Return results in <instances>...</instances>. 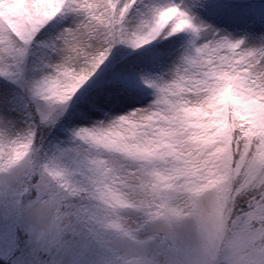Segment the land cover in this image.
<instances>
[{
	"label": "snow or ice",
	"instance_id": "1",
	"mask_svg": "<svg viewBox=\"0 0 264 264\" xmlns=\"http://www.w3.org/2000/svg\"><path fill=\"white\" fill-rule=\"evenodd\" d=\"M133 4L137 0H124L122 5L118 0H0V79L5 82L0 87V173L31 169L35 145L42 146L70 102L83 113L102 103L92 84L84 87L93 78L96 87L103 88L126 84L137 72L156 71L158 75L142 78L154 95L149 106L107 124L81 127L74 132L76 140L132 161L137 173L151 181L154 198L162 202L176 187L195 191L200 174L212 166V157L225 170L224 182L233 169L256 179L264 168V49L242 47V40L232 41L199 20L197 13L215 7L208 0H187L183 9L176 4H145L139 25L130 31L121 25ZM65 10L77 14L78 21L56 42L40 44L42 30ZM185 33L197 38L203 34L205 40L199 46L190 41L181 50ZM117 44L139 51L134 56L120 48L110 51ZM33 45L50 48L60 60L50 75L25 84L21 64ZM25 95L44 102L48 111H37L33 116L38 120L27 131L12 134ZM83 163L89 179L107 183L106 160ZM49 180L58 182L59 189L71 185L63 171L45 165L30 184L34 197L26 195L28 188L7 197L9 210L0 215V264H39L36 246L70 228L69 216L87 215L102 229L120 230L87 209L62 211L57 195L46 191ZM108 198L113 205L120 203L118 193L109 192ZM226 202V194L218 196L217 211L210 218L214 232L202 230L199 255L192 262L181 258L185 239L172 226L179 222L178 213L172 212L168 228L152 238L157 241L154 264H209L215 237L229 222L224 216ZM191 214L196 215L195 204ZM249 216L245 231L251 230V238L264 235V208L258 204ZM234 247L236 264H264V252L242 257L238 251L242 245L237 242Z\"/></svg>",
	"mask_w": 264,
	"mask_h": 264
},
{
	"label": "rangeland",
	"instance_id": "2",
	"mask_svg": "<svg viewBox=\"0 0 264 264\" xmlns=\"http://www.w3.org/2000/svg\"><path fill=\"white\" fill-rule=\"evenodd\" d=\"M250 1L256 0H208L209 4L215 7L211 10L203 9L196 16L202 22L223 32L228 39L242 40L244 42L242 47H247L249 50L264 49V39H261L264 37V20L259 22L253 18L245 5ZM123 2L124 0H118L121 5ZM148 3H151L153 7H159L162 3L176 4L183 9L187 0H137L140 7L133 4L129 8L123 20L125 29L131 31L138 26L136 24L137 10L143 12L144 5ZM78 19L77 14L67 10L62 11L52 21L60 20L61 25L56 29H48L46 25L42 34L37 38L39 43L48 45L56 42V37ZM182 36L181 50L186 48L190 41L194 42L195 46H199L205 40L203 34L198 38L192 36L191 33H185ZM134 50L128 48V51ZM42 55L44 70L37 74L35 82L50 75L52 66L60 60V57L53 54L50 48ZM158 74L156 71L138 72L127 88L115 94L107 91L100 95L102 103L88 113H83L78 105L74 114L66 121L67 134L65 137L51 139L41 157L32 159L31 169H22L15 173H0V215L9 210L10 201L7 197L11 192L28 188L26 195L35 196V190L30 187V184L39 177V172L45 165L55 166L63 171L73 187L77 189L83 187L91 176L83 162L92 158L106 159L107 154L81 144L74 137V132L81 127L91 128L101 122L107 124L138 108L149 106L154 100V95L151 89L145 88L142 78ZM4 83V80L0 79V87L4 86ZM21 109L14 127L10 129L12 134H22L31 125L27 110L22 107ZM38 110L39 112L48 111L47 105L41 102ZM46 191L56 194L61 203L65 198H71L50 180ZM83 201L84 204L80 209H87L89 214L98 215L95 202ZM68 221L71 224L70 228L59 235L53 233L47 242L36 246L35 255L38 257L39 264H129L134 259L142 261L143 264H154L158 259L156 243H151L152 238L158 237L155 229L149 230L152 233L149 242L138 243L136 240L117 241L109 230L102 229L94 221H90L87 215H84L83 219L69 216ZM176 231L185 239L181 258L188 262L195 261L199 255L200 244L193 242V236L188 229L179 226Z\"/></svg>",
	"mask_w": 264,
	"mask_h": 264
},
{
	"label": "clouds",
	"instance_id": "3",
	"mask_svg": "<svg viewBox=\"0 0 264 264\" xmlns=\"http://www.w3.org/2000/svg\"><path fill=\"white\" fill-rule=\"evenodd\" d=\"M107 164V183L88 179L83 187L77 189L72 185H66L60 190L70 197H78L82 200L95 202L98 216L107 225H118V231L109 230L117 241L127 240L131 242H149L152 233L162 235L168 228V218L172 212L178 213L179 222L172 226H182L188 229L193 242H202V230L214 232L210 218L217 211V198L227 195L224 216L229 222L222 232L215 237L213 255L209 264H236L234 253L237 249L234 245L239 242L242 247L238 249L242 257L256 251L264 252V235L255 238L249 236L250 229L245 231V224L249 220V214L256 211L259 204L264 208V168H260L256 179H250L241 172L239 175L233 169L224 182L225 170L220 162L215 161L212 166L203 171L196 181L193 191L189 187H176L169 193L170 199L162 202L153 196L149 187L151 181L147 176L137 173L136 165L123 157L105 153ZM115 169V171H112ZM58 183V182H54ZM178 183L183 184V181ZM118 193L120 203L113 205L108 198V193ZM164 203L165 206L161 207ZM151 204L152 207H145ZM196 207V215H192L193 205ZM155 244L157 241L152 240ZM129 264H143L139 260H131Z\"/></svg>",
	"mask_w": 264,
	"mask_h": 264
},
{
	"label": "trees",
	"instance_id": "4",
	"mask_svg": "<svg viewBox=\"0 0 264 264\" xmlns=\"http://www.w3.org/2000/svg\"><path fill=\"white\" fill-rule=\"evenodd\" d=\"M248 10L252 13L253 18L258 20L259 22H262L264 20V0H256V1H250L245 4ZM142 11L137 10L136 13V24L139 25L141 20V13ZM62 21L57 22H49L47 25L48 29H56L59 25H61ZM122 27H124V21L122 22ZM117 44L113 46V48L110 51H115L116 48H120L123 51L135 55L136 52L139 51V49H135L134 51H128V46ZM48 47H38L36 45H33L30 47L28 52L25 55V58L23 60V63L21 64V75L20 79L25 82V84H32L35 82V78L38 73H41L44 70V57L43 53L48 50ZM138 73V72H137ZM136 73V74H137ZM135 74V75H136ZM135 75L130 79L129 82H133V79ZM94 80V78H93ZM93 80H90L88 84H86L84 87H88L89 84H92L94 88H96L97 92L101 94L102 92H111V94L117 93L119 90H122L124 88L128 87V83L123 85H116V86H106L103 88H97L96 85L93 83ZM26 91V89H25ZM79 95V91L77 93ZM76 97H73V101H75ZM41 102H35L30 101L29 97L27 95L24 96L23 100L21 101V107L26 109L29 115V120L31 124L35 123L38 120V116L34 118L33 114L36 113L41 105ZM26 105V106H25ZM78 107V104L70 102L63 110V114L60 115L59 119L57 120L56 124L51 128L50 131H47L46 138L43 140L42 146L37 144L35 145V148L37 149L34 151L32 155L33 158H40L43 154L44 150L46 149L47 145L53 138H63L67 134L66 130V121L68 118H70L74 114L75 108ZM84 204V201L78 197H71V198H65L61 203V210L66 211L68 213H73L75 210L80 209Z\"/></svg>",
	"mask_w": 264,
	"mask_h": 264
}]
</instances>
